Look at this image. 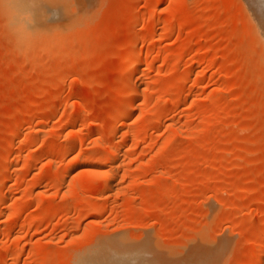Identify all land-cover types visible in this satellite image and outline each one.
I'll return each mask as SVG.
<instances>
[{
    "label": "rangeland",
    "instance_id": "1",
    "mask_svg": "<svg viewBox=\"0 0 264 264\" xmlns=\"http://www.w3.org/2000/svg\"><path fill=\"white\" fill-rule=\"evenodd\" d=\"M54 3L70 23L24 42L0 5V264H106L120 237L128 264H247L264 46L246 0Z\"/></svg>",
    "mask_w": 264,
    "mask_h": 264
},
{
    "label": "bare ground",
    "instance_id": "2",
    "mask_svg": "<svg viewBox=\"0 0 264 264\" xmlns=\"http://www.w3.org/2000/svg\"><path fill=\"white\" fill-rule=\"evenodd\" d=\"M55 1V0H54ZM53 0H12V3L10 2V0H6L5 4H3L2 8L4 7L6 14L8 16V18H10V20L12 21V32H16L18 39L20 42H24L26 39H29L30 37H35L34 35L36 34H42L44 35L45 33H47L49 30L51 31V28L55 27L58 23V21H60V19L63 17L65 20L68 17H65L62 13L63 11V7L61 8L60 6H58V4L54 3ZM57 2V1H56ZM245 2V0H244ZM68 3V2H67ZM60 4V3H59ZM75 4V3H74ZM81 4V2H80ZM245 4V3H244ZM246 4L247 7L249 9V15H251V19L254 21L253 25L257 27V29L260 32L258 36H261V39L259 37L260 40V44H262L264 46V0H246ZM68 6V5H67ZM246 7V6H244ZM246 7V9H247ZM1 9V8H0ZM70 10V9H69ZM248 12V10H246ZM246 12V14H247ZM68 13V12H67ZM71 13V12H70ZM247 14V15H248ZM4 15V14H3ZM81 17V16H80ZM62 18V20H63ZM78 18V17H77ZM69 19V18H68ZM67 19V20H68ZM65 20H63L62 22H64ZM66 20V21H67ZM79 20V19H78ZM251 21V20H250ZM68 22V21H67ZM74 22V21H73ZM60 23V22H59ZM66 23V22H65ZM70 23V22H68ZM252 23V22H251ZM60 25V24H59ZM62 27H65V24L62 23ZM69 25L66 23V26ZM76 25V24H75ZM60 27V26H59ZM11 28V27H10ZM67 28V27H66ZM59 29V28H58ZM57 29V30H58ZM65 29V28H64ZM61 30H63L61 28ZM72 30V29H71ZM51 33V32H50ZM14 35V34H13ZM15 36V38L17 37ZM31 39V38H30ZM31 41V40H28ZM27 41V42H28ZM33 41V40H32ZM32 44V43H31ZM21 45V43H20ZM19 45V46H20ZM134 57L133 60L135 61V64L133 65V72L134 73H139V68L140 65L144 62L146 63H152L150 57L147 55L145 56L143 53H136L133 55ZM133 82V81H132ZM131 82V84H132ZM138 85V84H137ZM136 86V85H135ZM139 86V85H138ZM137 86V87H138ZM133 90L136 87H132ZM135 92V91H134ZM139 92V91H138ZM138 94V93H137ZM128 109H132L131 107H133V105L129 102L128 104H126ZM132 111V110H131ZM30 117V116H29ZM16 128V129H15ZM14 130H12L11 132L16 134L19 131L17 130V128L19 127H15ZM18 134V133H17ZM74 141V140H73ZM13 143V142H12ZM69 145V141L67 142ZM9 145V144H8ZM64 145V144H63ZM65 146V145H64ZM63 146V147H64ZM71 146V145H70ZM111 146V145H110ZM62 147V148H63ZM109 147V146H108ZM119 147V146H118ZM117 147V148H118ZM9 148V147H8ZM10 149V148H9ZM12 150V148H11ZM11 152V151H10ZM120 151H118L116 148L111 147L108 151V166L110 168H115L116 166V162L115 160H117L116 158H118V155ZM84 155H86L84 153ZM89 155V154H88ZM11 157V156H10ZM9 157V158H10ZM89 158V157H88ZM92 159V158H91ZM90 159V160H91ZM87 157L82 158L81 164L79 162V165L82 167H84L85 163H86ZM14 161V160H13ZM9 166V165H8ZM79 166V167H80ZM86 166V165H85ZM97 166V165H96ZM117 167V166H116ZM10 169V166H9ZM107 169V168H106ZM8 170V169H7ZM87 170V169H86ZM110 170V169H109ZM115 169H112L111 171H114ZM82 171V170H81ZM115 172V171H114ZM9 173V171H8ZM105 174V173H104ZM7 175H5L6 177ZM109 177V176H108ZM8 176L6 177L5 180H7ZM108 180V179H107ZM3 181V180H2ZM1 181V182H2ZM62 181V180H61ZM5 182V181H4ZM108 182H110L108 180ZM3 183V182H2ZM111 183V182H110ZM8 185V184H7ZM110 185V184H109ZM113 185V183H112ZM113 188V187H112ZM239 188V187H238ZM4 190V189H3ZM7 192V191H6ZM5 196V195H4ZM256 232V231H254ZM261 233V232H260ZM254 235V234H253ZM263 235V234H262ZM118 237V236H117ZM116 238V237H115ZM263 238V237H262ZM261 238V239H262ZM113 240V239H112ZM260 240V239H259ZM263 240V241H262ZM261 242H257L258 244L254 246V248H252V250L250 251V259L251 260H246L245 263L247 264H260L261 263V259L264 256V239H262ZM225 246V245H224ZM128 247V246H127ZM225 249V247H224ZM142 251V250H141ZM140 251V253H141ZM103 255V259L104 262L106 264H128L127 263V257H126V241H124V239L117 238L115 240H113L112 242L110 241L109 245L106 244L102 254ZM143 253V251H142ZM130 255V254H129ZM142 255V254H141ZM145 255V254H144ZM218 255V254H217ZM216 255V256H217ZM147 257V254L145 255ZM131 259V258H129ZM142 261L144 260V256L143 258H141ZM147 259V258H145ZM149 262V259H147ZM141 261V260H139ZM138 261V262H139ZM146 261V260H145ZM130 262V260H129ZM134 261L130 262L133 263ZM153 262V261H152ZM152 262L150 264H152ZM141 263V262H140ZM145 263V262H144ZM139 264V263H138ZM147 264V262L145 263ZM154 264V263H153Z\"/></svg>",
    "mask_w": 264,
    "mask_h": 264
},
{
    "label": "clouds",
    "instance_id": "3",
    "mask_svg": "<svg viewBox=\"0 0 264 264\" xmlns=\"http://www.w3.org/2000/svg\"><path fill=\"white\" fill-rule=\"evenodd\" d=\"M6 0H0V5L5 4ZM10 2L12 3V0H10Z\"/></svg>",
    "mask_w": 264,
    "mask_h": 264
}]
</instances>
